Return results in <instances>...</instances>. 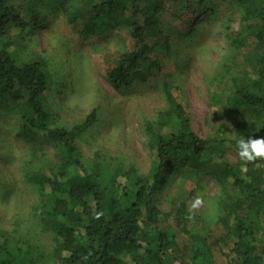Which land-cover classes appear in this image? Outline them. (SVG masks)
<instances>
[{
	"label": "trees",
	"instance_id": "1",
	"mask_svg": "<svg viewBox=\"0 0 264 264\" xmlns=\"http://www.w3.org/2000/svg\"><path fill=\"white\" fill-rule=\"evenodd\" d=\"M171 1L181 0H78L65 12L66 21L79 38L116 29L128 32L132 49L105 72L111 88L120 92L160 73L157 53L167 54L170 44L158 17L171 8ZM234 1L241 10V32L232 41L238 44L247 32L264 66V0ZM18 5V0H0V109L19 115V138L40 137L57 153L49 173L35 164L24 171L25 181L42 193L39 218L54 240L52 264H218L216 253L226 264H264L258 245L264 244V159L248 163L246 170L227 163L213 141L192 131L188 114L165 90L173 131L155 139L156 163L149 175L131 182L125 173L121 181L116 179L121 172L110 175L98 164L88 167L76 140L95 122V113L69 130L52 127L42 63L18 64L7 51L6 25H21ZM229 101L241 118L237 141L264 138V69L250 87H233ZM183 169L213 180L221 190V234L187 230L181 223L187 214L180 207L182 221L177 219L176 229L190 240L181 245L159 199L171 175ZM95 212L103 215L95 219ZM0 264L40 263L32 247L3 237Z\"/></svg>",
	"mask_w": 264,
	"mask_h": 264
},
{
	"label": "rangeland",
	"instance_id": "2",
	"mask_svg": "<svg viewBox=\"0 0 264 264\" xmlns=\"http://www.w3.org/2000/svg\"><path fill=\"white\" fill-rule=\"evenodd\" d=\"M179 2H169L171 8L158 17L170 44L167 54L157 53L160 73L120 92L111 88L105 72L133 42L125 29L77 37L65 12L78 0H18L21 25H6L4 43L16 62L42 63L50 125L69 130L94 112L95 122L76 140L77 146L88 167L98 164L110 175L121 172L117 180L124 181L125 173L131 182L143 180L156 163L155 139L173 131L165 90L188 114L192 131L213 141L223 160L242 169L234 146L241 118L229 96L233 87H250L256 80L264 69L262 53L247 32L238 44L232 41L241 32V10L234 0ZM18 131L19 115L0 109V240L28 245L37 262L52 264L54 240L42 230L39 218L42 193L25 181L24 171L35 164L49 173L57 164V153L44 139L28 141L19 138ZM221 193L213 180L192 170L171 175L159 209L178 233L179 244H190L176 229L180 207L187 214V219L181 218L187 230L221 234ZM196 197L202 204L189 218ZM258 245L264 250L262 242ZM215 260L226 264L218 253Z\"/></svg>",
	"mask_w": 264,
	"mask_h": 264
},
{
	"label": "clouds",
	"instance_id": "3",
	"mask_svg": "<svg viewBox=\"0 0 264 264\" xmlns=\"http://www.w3.org/2000/svg\"><path fill=\"white\" fill-rule=\"evenodd\" d=\"M237 154L241 161L242 170H246L248 163L257 160V158H264V138H251L239 139L237 141ZM202 204V200L199 197H196L190 204L189 213L194 214V210L198 209ZM102 212H95L94 218L99 219L102 216Z\"/></svg>",
	"mask_w": 264,
	"mask_h": 264
}]
</instances>
